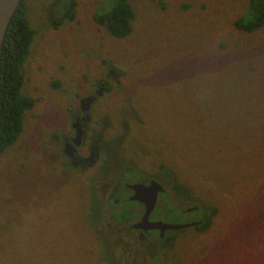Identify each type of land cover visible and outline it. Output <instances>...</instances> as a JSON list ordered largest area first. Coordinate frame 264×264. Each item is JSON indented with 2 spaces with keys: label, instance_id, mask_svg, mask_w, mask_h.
<instances>
[{
  "label": "rangeland",
  "instance_id": "rangeland-1",
  "mask_svg": "<svg viewBox=\"0 0 264 264\" xmlns=\"http://www.w3.org/2000/svg\"><path fill=\"white\" fill-rule=\"evenodd\" d=\"M113 1L77 0L74 20L53 29L48 16H61L67 0H24L36 33L21 94L35 103L16 143L0 154V264H121V239L105 237L106 209H114L94 204L84 184L92 177H55L36 161L41 148L52 149L50 126L63 119L56 113L98 81L114 88L115 100L125 98L114 112L134 135L107 131L103 144L120 157L114 174L127 183L147 173L162 180L165 166L181 182L178 200L198 208L153 219L187 223L218 209L203 232L159 241L136 264H264V189H257L264 181V26L250 33L233 27L246 0H132V33L116 39L93 19ZM105 105L99 101L91 117L107 113ZM99 188L91 189L95 200Z\"/></svg>",
  "mask_w": 264,
  "mask_h": 264
},
{
  "label": "flooded vegetation",
  "instance_id": "flooded-vegetation-1",
  "mask_svg": "<svg viewBox=\"0 0 264 264\" xmlns=\"http://www.w3.org/2000/svg\"><path fill=\"white\" fill-rule=\"evenodd\" d=\"M96 84L97 87L94 84L88 85L84 89V96L80 98L76 97L74 103L67 110H61L59 113H56L57 116L60 114V118L62 116L63 119H60L57 124L50 126L52 132L48 138L52 142V149L45 150L41 148L39 153L36 154V161H38V165L43 163L41 161H46L49 165L48 167L51 169V174L55 177L60 176L66 180H75L77 182H81V179L86 177H92L89 181L84 182V184L90 190L93 202H97L94 204H103V206L106 205L114 209L113 213L106 209V216L111 221V224L108 225L111 228V234H106L105 237L114 241L117 238L121 239L119 244H117L119 247L118 251L120 253L123 251L121 264H136L138 262L137 259L146 258L148 251L152 250L153 252L159 241L169 244L176 241V234L178 232H197L196 228L202 223L203 218L201 216L198 220L180 224H173L160 218L158 220L153 219L152 215L154 214L166 218L175 211L183 215L193 213L198 209L197 207L186 206L185 199L178 200V194L182 190L180 186L181 182H178L171 170L165 166L160 168L162 172L161 177L171 180V188H169V185L163 179L162 181L158 177L149 176L148 173L142 178L133 182L131 181L132 183L125 182V177H121L123 174L121 176H119V173L114 174L116 169L112 167L120 161V157L118 152L115 151L114 146L103 144L107 131L111 127H114L115 130H120L125 134L131 131L130 135H126L127 139L134 135H132V130L128 124H125L123 117L114 112L115 105L123 104L125 98L122 95L118 97V100H115V97L112 98L111 93L114 88L108 86L105 81H98ZM102 99L106 104L107 113L101 110V114L92 118L91 112L94 106ZM130 111V117L137 119L133 106H131ZM111 115L115 118L114 122L111 119ZM120 121L121 124L119 125ZM137 122H140V120H137ZM141 122L140 126H142ZM90 128H93L91 136L89 135ZM121 138L123 139L122 136ZM25 149H28V147L25 146ZM104 154L108 155L107 160L110 163L108 167L107 163L101 162ZM130 167L132 166L128 168ZM130 174L133 175L132 172ZM109 175L115 176H112L110 181H107V176ZM152 182L158 183L162 191L157 194L156 205L148 216V221L150 223L158 222L174 226H191L179 230L166 229L163 233L158 229L145 230L142 227H136L143 219L146 208L143 203L131 200L134 194L131 186L142 185L145 188ZM96 185L100 186L99 189L102 196L95 200L93 195L96 193L91 192V189H94ZM160 198L163 200L162 203H160ZM130 204L132 206H129ZM98 209L100 212V208ZM104 216L105 214L100 212L99 218L96 212L95 218L101 222L104 220ZM98 233H100L99 230ZM105 237L102 234L103 240ZM165 240H168L169 243ZM125 241L126 243H124ZM152 252L149 256L152 255Z\"/></svg>",
  "mask_w": 264,
  "mask_h": 264
},
{
  "label": "trees",
  "instance_id": "trees-1",
  "mask_svg": "<svg viewBox=\"0 0 264 264\" xmlns=\"http://www.w3.org/2000/svg\"><path fill=\"white\" fill-rule=\"evenodd\" d=\"M131 1L114 0L109 11L93 16L94 22L103 27L110 37L116 39L128 37L132 33L131 22L135 18ZM246 1L248 4L246 12L234 20L233 27L238 31L250 33L264 26V0ZM67 4L61 16H57L56 13L48 16L49 25L53 29H57L64 20H74L77 0H67ZM23 5L24 0L9 23L0 57V154L16 143L23 131V114L31 110L35 103L34 99L21 94L22 86L26 81L24 63L36 33L28 24ZM96 12H101V9ZM258 165L262 171L259 173L262 174L264 168L261 165H264V157L259 159ZM260 188L264 189V181L257 185V189ZM202 211L204 212V208ZM204 213L202 223L196 228L200 232L210 227L213 219L218 216L217 206L208 207ZM165 241L169 243L168 240Z\"/></svg>",
  "mask_w": 264,
  "mask_h": 264
},
{
  "label": "water",
  "instance_id": "water-1",
  "mask_svg": "<svg viewBox=\"0 0 264 264\" xmlns=\"http://www.w3.org/2000/svg\"><path fill=\"white\" fill-rule=\"evenodd\" d=\"M21 2L22 0H0V57H1V51H2V45H3L5 33L7 31V28L14 13L16 12ZM131 188L134 191L131 200L139 201L143 203L146 208L143 219L138 223L136 227H142L145 230L158 229L161 233H163V231L166 229L179 230L191 226V225L174 226V225H168L158 222L150 223L148 221V216L150 215V213L152 212L153 208L156 205L157 194L158 192L162 191L161 186L156 182H152L148 187L145 188L142 185H133L131 186Z\"/></svg>",
  "mask_w": 264,
  "mask_h": 264
}]
</instances>
